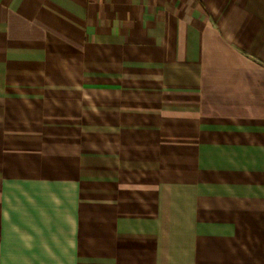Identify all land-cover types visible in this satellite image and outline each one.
<instances>
[{"label":"crops","instance_id":"0c3cea01","mask_svg":"<svg viewBox=\"0 0 264 264\" xmlns=\"http://www.w3.org/2000/svg\"><path fill=\"white\" fill-rule=\"evenodd\" d=\"M0 264H264V0H0Z\"/></svg>","mask_w":264,"mask_h":264}]
</instances>
